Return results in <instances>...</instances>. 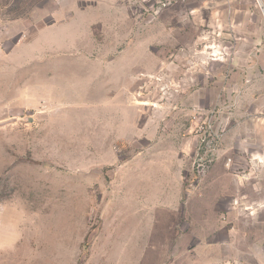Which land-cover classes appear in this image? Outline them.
I'll list each match as a JSON object with an SVG mask.
<instances>
[{"label": "rangeland", "instance_id": "rangeland-1", "mask_svg": "<svg viewBox=\"0 0 264 264\" xmlns=\"http://www.w3.org/2000/svg\"><path fill=\"white\" fill-rule=\"evenodd\" d=\"M260 2L0 0V264H213L141 165L228 162L264 211Z\"/></svg>", "mask_w": 264, "mask_h": 264}, {"label": "crops", "instance_id": "crops-1", "mask_svg": "<svg viewBox=\"0 0 264 264\" xmlns=\"http://www.w3.org/2000/svg\"><path fill=\"white\" fill-rule=\"evenodd\" d=\"M163 151H158L160 155L155 157L157 161L147 163L152 173L164 176L162 181L158 175L146 177V163L142 161L143 182L155 185H146V194H141L142 210L149 211L148 214L169 215L171 222L168 230L174 236L177 232L179 235L175 245L190 235L195 249L197 245L202 253H206L205 258L213 257V264L229 259H240L242 264H264V211L248 201L261 198L259 195L246 197L241 191L247 181L242 180L243 177H230L227 171L229 163L216 160L211 170L192 181V191H185L178 157L171 153L173 150L164 151L167 153L165 155ZM166 199L170 202L156 204ZM152 201H155L154 207ZM160 206L173 210V213L158 210ZM246 211L253 219L251 225L247 221L242 223L238 218L239 215H246ZM179 220L189 227L182 228L183 224L178 223Z\"/></svg>", "mask_w": 264, "mask_h": 264}, {"label": "built area", "instance_id": "built-area-1", "mask_svg": "<svg viewBox=\"0 0 264 264\" xmlns=\"http://www.w3.org/2000/svg\"><path fill=\"white\" fill-rule=\"evenodd\" d=\"M220 264H242V261L240 259H229V260L223 261Z\"/></svg>", "mask_w": 264, "mask_h": 264}, {"label": "water", "instance_id": "water-1", "mask_svg": "<svg viewBox=\"0 0 264 264\" xmlns=\"http://www.w3.org/2000/svg\"><path fill=\"white\" fill-rule=\"evenodd\" d=\"M258 1H259V4H260V3H261L260 0H258ZM260 5H261V4H260ZM263 11H264V9H263Z\"/></svg>", "mask_w": 264, "mask_h": 264}]
</instances>
